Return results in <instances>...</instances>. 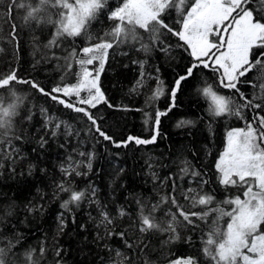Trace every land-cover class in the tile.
Listing matches in <instances>:
<instances>
[{
    "label": "trees",
    "instance_id": "16d2710c",
    "mask_svg": "<svg viewBox=\"0 0 264 264\" xmlns=\"http://www.w3.org/2000/svg\"><path fill=\"white\" fill-rule=\"evenodd\" d=\"M30 2L35 4L37 0ZM193 2L185 0V13ZM122 3L123 0H107V6L89 26L88 31L93 36L91 41H86L83 35L62 37L58 41L59 47L47 48L45 45L52 38L54 27L25 25V9L22 8L12 13L18 35L15 42L10 40L8 33L13 19L5 12L7 0H0V48H3L0 52V73L15 69L20 79L36 81L48 91L57 84L75 83L79 65L74 59L68 61L65 57L73 48L79 53L82 47L97 42L96 37L109 32L116 22L109 20L108 14ZM165 19L173 28L181 27L178 23L181 17L175 8L165 13ZM137 34L136 40L129 38L109 50L100 75L101 90L114 107L102 102L89 111L114 140H127L129 136L151 139L156 135L152 144L130 142L127 147L117 148L95 134L94 129L89 131L91 121L83 114L64 107L28 84L14 82L10 86L22 98V103L11 131L3 137L5 142L0 143V164L3 165L0 167V216L7 211L12 212L5 217L0 231V246L8 240L13 243L20 240L7 258L9 264H26L23 254L31 249H35L36 256L40 258L39 248L42 245L46 252L40 258V264H56L59 259L55 256L56 247L63 249L60 264H114L119 259L116 257L117 250L133 264H145V260L150 264H170L182 257H194L198 264H213L202 249L210 226L217 218L215 211H210L206 220L193 217L194 223L188 224L170 202L160 204L156 211L152 209L162 196L171 194L178 198L185 211L204 212L217 206L230 211L233 206L222 202L236 195L243 198V189L221 185L215 163L225 148L227 132L246 127L259 110L245 109V119L211 115L202 94L204 87L212 85L219 94L233 96L237 102L240 100L238 93L220 85L219 73L203 65L194 68L193 75L181 82L173 100L171 90L175 88L176 80L185 76L187 69L197 61L190 55L191 50L175 35L162 30L159 39H153L149 32L139 28ZM142 45H147L150 51H145ZM69 62L72 63L71 70L67 68ZM98 66L97 61L88 67ZM241 80H250L257 85H237L249 99L264 96V90L259 87L264 81L259 79L258 72L253 70ZM138 81L142 83L138 84ZM158 88L161 94L153 98ZM0 98L5 105L15 99L9 88L0 89ZM61 98L68 99L62 95ZM75 101L73 97L72 102ZM41 109H45L46 113H42ZM157 112L166 113L160 117L158 135L154 124ZM29 114L30 120L25 118ZM47 116L55 120L45 127ZM181 121L192 123L178 127ZM57 122L63 123L53 137L51 132ZM41 137L47 140L43 147ZM9 140L11 143H7ZM81 152L92 154L90 171L86 167L87 156H81ZM78 161L84 162L78 170L85 175L67 177L62 174V165L67 167ZM184 161L191 165L187 175L181 172V168L185 167ZM29 165L35 166L31 174ZM192 171L201 175L194 177ZM61 180H71L74 189L89 195L94 188L95 196L91 199L106 207L115 218L114 225L110 227L116 232H125L127 242L133 247L128 248L119 236L98 238L104 237L105 228L99 224L97 204L89 203L88 199L82 201L79 207L70 205L71 211L63 209L61 203L68 199V194L54 195L55 186ZM201 181L207 183L201 184ZM173 182L175 191L172 189ZM188 188H196L201 194H211L215 199L210 205L192 208L190 202L183 198V192ZM141 204L145 215L151 213L157 222L164 225L175 213L176 233L140 232ZM120 207L127 212L126 216L118 215ZM61 214L65 225L63 232L59 230ZM228 220L229 217H224L219 221L222 229L226 228ZM173 235H178L179 239H171Z\"/></svg>",
    "mask_w": 264,
    "mask_h": 264
},
{
    "label": "snow or ice",
    "instance_id": "6c2138e0",
    "mask_svg": "<svg viewBox=\"0 0 264 264\" xmlns=\"http://www.w3.org/2000/svg\"><path fill=\"white\" fill-rule=\"evenodd\" d=\"M107 6V0H37L35 4L30 0H7L5 12L12 17L11 30L8 37L12 42L17 40L18 28L14 23L12 13L18 8L25 9L23 21L29 27H40L51 25L55 31L52 38L45 45L47 48L59 47L58 41L62 37L76 38L84 36L86 41H91L93 36L88 29L92 21ZM185 0H123L122 5L117 6L108 14V19L116 23L109 32L102 37H96L97 42L89 43L82 47L77 53L73 48L66 60H75L79 65L80 71L77 73V79L72 84H57L46 90L36 81L20 79L15 69L7 73H0V89L9 88L10 94L15 99L6 105L0 98V143H4L3 137L9 134L13 127L14 118L19 115V107L22 98L17 96L16 92L10 88L15 83L28 84L31 88L39 91L52 100L57 101L68 109L76 113L83 114L88 121H91L89 131H93L105 141H109L115 147H127L130 142L137 145L152 144L156 141V135L151 139H140L129 136L127 140L116 141L106 133L97 123L94 115L89 111L96 108L100 103L109 104L103 91L101 90L99 79L100 73L104 70L105 61L109 50L120 43H124L129 38L136 40L138 38L137 28L149 32L153 39H159L161 31H166L184 42L187 49H190V55L195 58L197 63L187 69L185 76L179 77L175 82V88L171 90L173 100H175L176 91L180 88L181 82L193 75V69L203 65L205 68H211L213 72L219 73L220 85L224 88L232 89L239 94L240 102H237L233 96L219 94L208 85L202 89V94L207 101L208 111L215 117L236 116L245 119L244 110H259L253 116L252 120L244 128H234L227 132L226 146L219 155L215 168L218 173L219 183L225 188L239 187L243 189L242 196L236 195L234 198H226L222 204L232 205L230 211H225L223 207L217 206L215 209L204 212L185 211L184 206L178 203V198L174 195L162 196L157 205L153 206L156 211L160 204L171 203L176 207L180 217L188 224H193L195 217L199 220H206L210 211L217 213V218L210 226L207 238L204 240L203 253L210 258L213 264H264V96H254L249 99L238 88L240 83H249L256 87V83L250 80H241L242 77L255 70L259 73V79L264 81V0H194L190 8L185 13ZM175 8L181 19L178 23L179 29L173 28L165 19V13ZM52 9L57 11L52 12ZM56 17L55 19L53 17ZM110 37V39L106 38ZM145 51H150L147 45H142ZM3 48H0V52ZM99 62L95 72L89 70L90 65ZM71 70L72 63L67 64ZM138 84L142 81H138ZM261 90H264V82L259 84ZM82 93H86L82 96ZM161 94V89H157L154 97ZM67 97L68 99L61 98ZM75 97V103L72 98ZM259 100L260 102H256ZM86 105L87 107L78 106ZM175 105L173 104V107ZM46 113L45 109H41ZM166 115L164 112H157L154 118V124L157 127L160 124V117ZM26 119L30 120L31 115ZM55 120L54 117L47 116L45 127ZM63 122H57L53 125L51 135H57L56 130L60 129ZM191 121H181L178 127L190 124ZM70 134V133H69ZM21 137H16L20 139ZM11 143V141H7ZM47 143V140L41 137V147ZM16 151L15 148L12 150ZM81 156H87L86 167L90 171L92 168L91 153H79ZM8 158H11L9 154ZM71 160V157H69ZM83 161L75 162V165L69 164L67 167L61 166V172L64 176L72 177L85 175L78 169ZM185 167L181 168L184 175L189 173L191 165L184 161ZM0 167H3L0 164ZM151 168V165H149ZM34 165H29V174L34 169ZM15 171V169H13ZM43 171V170H41ZM122 171V169H121ZM191 175L198 177L201 174L192 171ZM155 178V173H153ZM170 179V178H169ZM72 181L68 180L56 184L54 195L67 193L68 199L61 203V207L66 211H71L70 205L79 207L82 201L89 200V203L97 204L99 208V224L105 228L104 237L112 238L119 236L125 240L128 248L133 245L127 242L126 233L116 232L113 226L115 218L101 205L98 200H92L96 190L93 188L90 195L82 190H76L72 187ZM207 181H201L205 184ZM175 191V182L172 184ZM183 198L190 202V207L195 208L202 205H210L214 201V196L208 193L201 194L196 188H188L183 192ZM140 204V201H137ZM33 210V209H30ZM12 215L7 211L4 216H0V231L5 224V217ZM118 215L124 217L127 212L120 207ZM224 217H229L226 228L222 229L219 221ZM177 215L172 214L171 220L166 224L156 221L151 213H143L141 204L140 228L144 233L150 230L159 232L176 233L175 222ZM63 214L60 217V232L64 228ZM2 239V238H0ZM171 239H179L178 235H173ZM20 243L17 239L15 243L8 240L4 246H0V264H9L8 256L12 250ZM46 249L42 245L39 248V257L45 255ZM56 264H60L63 259V249L56 247ZM26 264H40V258L36 256V250L31 249L24 254ZM116 257L119 259L114 264H133V262L119 250L116 251ZM145 264H150L145 260ZM170 264H198L194 257H182Z\"/></svg>",
    "mask_w": 264,
    "mask_h": 264
},
{
    "label": "rangeland",
    "instance_id": "374dc122",
    "mask_svg": "<svg viewBox=\"0 0 264 264\" xmlns=\"http://www.w3.org/2000/svg\"><path fill=\"white\" fill-rule=\"evenodd\" d=\"M95 69H97V68H91V67H89V70H91V71H93V72H95ZM100 75H101V73H100ZM99 84H100V79H99Z\"/></svg>",
    "mask_w": 264,
    "mask_h": 264
}]
</instances>
